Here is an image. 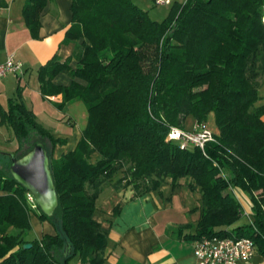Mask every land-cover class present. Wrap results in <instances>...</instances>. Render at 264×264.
<instances>
[{"label":"trees","instance_id":"1","mask_svg":"<svg viewBox=\"0 0 264 264\" xmlns=\"http://www.w3.org/2000/svg\"><path fill=\"white\" fill-rule=\"evenodd\" d=\"M46 2L24 0L33 36ZM70 10L63 43L72 52L64 60L54 55L38 76L42 94H61L58 107L82 101L87 121L75 147L55 158L53 147L64 138L53 136L17 95L0 105V123L12 128L19 145L14 153L0 151V264H70L75 254L82 264H103L108 228L94 211L115 176L114 184L125 179L134 195L163 183L186 185L199 207L192 238L245 235L264 255V101L258 94L264 0H185L161 21L132 0H71ZM58 72L70 82L54 83ZM210 112L218 133L203 150L167 138L173 125L187 129V115L205 123ZM37 140L48 151L58 195L50 216L37 204L30 210L26 189L9 173L11 154L20 156ZM232 187L251 202L245 222ZM32 211L54 233L27 237Z\"/></svg>","mask_w":264,"mask_h":264},{"label":"crops","instance_id":"2","mask_svg":"<svg viewBox=\"0 0 264 264\" xmlns=\"http://www.w3.org/2000/svg\"><path fill=\"white\" fill-rule=\"evenodd\" d=\"M7 1L6 6H0V62L11 53L20 62V72L0 76V105L6 108L9 98L17 95L43 125L39 115L51 116L52 110L61 111L77 101H71L63 108L58 107L61 94H42L38 76L39 67L54 55L64 60L72 52L73 45L63 43L65 32L71 25V0H47L40 12L37 36L31 34L24 22V0ZM74 63L72 60L71 64ZM70 80L71 77L66 72H58L52 78L56 84H68ZM258 94L259 101H264V81ZM43 126L53 136L65 139V142L54 145L55 158L75 147L82 130L69 137L70 134L61 136V132L53 126ZM10 128L7 124L0 123V136L9 134ZM116 179L117 176L104 184L96 199L97 210L104 209L113 198L112 203L117 201L114 206L120 205L114 215L113 206L108 213L102 212L97 218L108 228L103 264H195L194 238L191 235L196 231L199 207L196 208L194 192L186 185L173 187L170 183H163L155 191L134 195L133 188L125 184V179L114 184ZM237 195L244 211L242 220L249 218L251 202L248 196L241 190H238ZM30 222V230L34 231V235L27 236L29 238L54 233L52 225L47 220L39 219L33 211L30 213ZM73 264L82 263L77 257ZM238 264H264V255L255 250L248 261H240Z\"/></svg>","mask_w":264,"mask_h":264},{"label":"built area","instance_id":"3","mask_svg":"<svg viewBox=\"0 0 264 264\" xmlns=\"http://www.w3.org/2000/svg\"><path fill=\"white\" fill-rule=\"evenodd\" d=\"M157 3H168L170 0H155ZM19 74L20 62L14 59L13 54H8L0 62V76L7 73ZM167 138L177 140L181 147L198 146L202 150L207 141L214 140V134L203 122H196L192 129H184L173 125L170 127ZM238 197V189L231 188ZM26 201L31 209L36 208L33 195L26 190ZM256 245L251 237L241 235H202L193 241L195 264H238L248 261L255 253Z\"/></svg>","mask_w":264,"mask_h":264},{"label":"rangeland","instance_id":"4","mask_svg":"<svg viewBox=\"0 0 264 264\" xmlns=\"http://www.w3.org/2000/svg\"><path fill=\"white\" fill-rule=\"evenodd\" d=\"M132 1L140 8L144 9L148 13L151 19L156 20V21H161L169 14L172 6H174L177 3H183L185 0H171L170 3H156L155 0H132ZM70 52L71 51H69V53ZM51 114H52L51 116H53L54 118L51 116L44 117V115L42 117V115H39L40 120L43 123V125L53 126L57 128V130L61 132L59 133V134H62L61 136H66L70 134L69 135L70 137L71 134L77 132L78 130H81L85 126L86 121H87L86 107L84 103L80 100L73 102L66 108L61 109V111L59 109L58 110L54 109L52 110ZM194 123H195L194 117L192 115H187L184 119L183 126L187 129H191ZM205 123L213 134L218 133V127L215 121V116L212 112L207 114L205 118ZM9 130H10L9 134L7 133L6 135L4 134L0 136V140H1L0 150H7V151L11 150L10 153H14L17 150L19 145H18L17 139L13 135L11 128ZM43 141L45 142V145L50 148V142L45 138L43 139ZM117 175H122V173L119 172ZM113 199L110 200L103 207L104 209L102 210L95 209L94 215L96 218H98L102 214V212H104L105 214L106 212L108 213L111 210L115 202H117V201H114L112 203ZM247 219L248 217H245L243 219L244 222ZM243 220L241 218V221ZM33 233L34 231L30 230L26 232V236H29V235L33 236L34 235ZM77 257H78L77 254L71 256V258L69 259V263L73 264V262L76 260Z\"/></svg>","mask_w":264,"mask_h":264},{"label":"water","instance_id":"5","mask_svg":"<svg viewBox=\"0 0 264 264\" xmlns=\"http://www.w3.org/2000/svg\"><path fill=\"white\" fill-rule=\"evenodd\" d=\"M9 173L33 195L41 212L48 216L52 215L58 205V195L48 151L41 140L35 141L32 147L20 156L11 154ZM30 246L29 242L23 244L24 248Z\"/></svg>","mask_w":264,"mask_h":264}]
</instances>
